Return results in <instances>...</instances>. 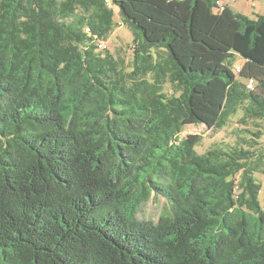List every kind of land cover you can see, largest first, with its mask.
<instances>
[{"label":"trees","instance_id":"1","mask_svg":"<svg viewBox=\"0 0 264 264\" xmlns=\"http://www.w3.org/2000/svg\"><path fill=\"white\" fill-rule=\"evenodd\" d=\"M216 2L0 0V264H264L258 143L179 139L264 122V15Z\"/></svg>","mask_w":264,"mask_h":264},{"label":"rangeland","instance_id":"2","mask_svg":"<svg viewBox=\"0 0 264 264\" xmlns=\"http://www.w3.org/2000/svg\"><path fill=\"white\" fill-rule=\"evenodd\" d=\"M229 4L233 12L242 14L250 19L264 15V0H221L220 6ZM114 20L116 28L109 35L107 41L102 43V50L108 51L115 59L122 61L123 68L126 73L132 70L133 59V35L128 27H126L118 14V10L114 9ZM243 64L242 59L237 58L233 69L240 68ZM164 92L168 95L172 94L169 84L164 86ZM243 111L239 109L235 115L229 118L226 125L222 129L209 130L200 124L185 126L183 132L179 135V139H184L187 135L198 134L201 136V143L195 147L198 154H203L214 145L227 144L234 146L242 145L241 140H254L258 143L257 154L261 155L264 163V122L248 121L242 122ZM260 133L259 139H255L253 135ZM256 180L261 184L259 194L260 208L264 210V175L255 173ZM168 206L162 197L152 198L137 213L139 220L156 221L159 216L167 211Z\"/></svg>","mask_w":264,"mask_h":264},{"label":"built area","instance_id":"3","mask_svg":"<svg viewBox=\"0 0 264 264\" xmlns=\"http://www.w3.org/2000/svg\"><path fill=\"white\" fill-rule=\"evenodd\" d=\"M105 2H106V4L108 5V6H110V0H105ZM216 5H220V3L219 2H216ZM86 32H88V29H86L85 30ZM102 43L103 42H99V44H98V48L101 50L102 49ZM239 71H240V68H237V69H235V72L236 73H239ZM246 88L248 89V90H252L253 89V81H248L247 83H246Z\"/></svg>","mask_w":264,"mask_h":264},{"label":"crops","instance_id":"4","mask_svg":"<svg viewBox=\"0 0 264 264\" xmlns=\"http://www.w3.org/2000/svg\"><path fill=\"white\" fill-rule=\"evenodd\" d=\"M226 2H227V0H226ZM220 3H221V2H220ZM226 5H228V6H229V4H227V3H226ZM229 7H230V6H229Z\"/></svg>","mask_w":264,"mask_h":264}]
</instances>
